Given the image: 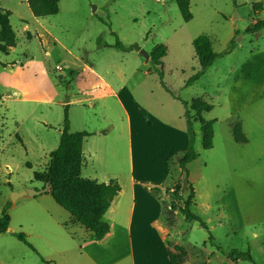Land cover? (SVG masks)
Listing matches in <instances>:
<instances>
[{
	"label": "rangeland",
	"instance_id": "obj_1",
	"mask_svg": "<svg viewBox=\"0 0 264 264\" xmlns=\"http://www.w3.org/2000/svg\"><path fill=\"white\" fill-rule=\"evenodd\" d=\"M258 1L192 0L193 19L186 22L175 0H59V13L47 17H36L28 0H0V6L11 12L17 36L14 49L0 51V218L4 210L11 218L9 231L0 234V264L61 262L53 250L59 246L56 235L62 228L50 215L51 204L60 210L54 216L70 215L50 195L41 203L45 193L15 201L13 196L45 187L34 174L45 172L51 152L59 145L65 102H69L71 132L93 134L85 146L83 175L93 170L92 160L96 170L109 167L107 157L119 154L125 142L119 136L121 126H126L119 98L134 127L136 170L139 166L150 179L164 181L155 193L169 227V242L183 245L194 264H207V258L212 259L210 264L264 262V155L257 154L264 131L251 127L264 126V116L254 113L253 107L239 114L248 119L251 145L236 143L230 124L239 121L233 115L239 102L238 77L229 71L262 43L246 32L254 20L264 19V13L258 15L254 9ZM236 15L241 18L232 21ZM234 27L236 37L231 35ZM200 35L211 38L216 53H223L231 42L242 48L229 58H219L187 87L200 68L193 46ZM117 40L129 50L113 48ZM159 45L168 49L161 67L151 60L146 63L136 50L138 46L151 54ZM91 68L107 79L108 96L88 100L100 89ZM193 99L214 106L203 117L215 121V138L214 147L205 150L200 123L191 111L198 158L189 164L186 180L179 166L190 140L182 101ZM113 126L111 142V136L98 135L99 131L106 135ZM89 153L96 155L94 159ZM178 182L184 197L190 192L188 183L193 185L191 210L208 224L223 253L210 244L204 228L185 220L180 212L183 203L173 192ZM19 232L37 253L13 235ZM233 250L249 251L255 263L229 258ZM216 251L219 256L211 257Z\"/></svg>",
	"mask_w": 264,
	"mask_h": 264
},
{
	"label": "crops",
	"instance_id": "obj_2",
	"mask_svg": "<svg viewBox=\"0 0 264 264\" xmlns=\"http://www.w3.org/2000/svg\"><path fill=\"white\" fill-rule=\"evenodd\" d=\"M257 3H262L261 12L264 13V0H259ZM259 12L257 11L256 14L259 15ZM237 18H241V15L232 19L230 17L232 21ZM257 21L254 20L253 24ZM261 21H264V19H261ZM236 30L237 28L234 27L231 32L232 37L238 35ZM255 36L258 41L262 40L259 48L246 52L242 56L241 63L237 67H231L229 71V73L231 72L238 77L237 99L239 106L233 115L237 114L236 116L239 117L243 132L248 139V142L244 145H251L252 139L247 132L248 126H246V123L248 119L245 118V115L240 118L239 114H244L249 107H253L254 113H261L264 116V29L256 33ZM241 48L242 46L239 44L226 57L229 58ZM218 60L211 67H214ZM85 67L88 68L87 66ZM91 72L97 77L100 89L96 97H91L88 100L108 96L105 89V87H108L107 79L93 68H91ZM119 101L126 116V126H121V133L119 134L125 141L120 153H114L112 156L107 157L110 162L106 163V165L109 164V167L107 166L104 170H96L95 162L92 160L96 155L89 153L93 170L89 171V175L84 176L83 169L87 167V161L84 157L85 146L88 139L92 136L88 137L83 147L84 162L81 171V175L84 178L96 180L99 183L117 180L121 186L119 195L114 199L111 207L103 217L110 226L109 233L104 239L97 241L93 239V235L89 230L75 222L71 216H64L65 214L61 215L62 217L60 218L54 216V213H59L60 210L51 204L53 212L50 215L62 228L57 231L56 235L59 246L53 250V253L59 256L57 258L61 259L58 264H170L167 234L169 227L163 220L162 203L155 193L156 190L152 189H162L164 181L150 179L143 170H140L139 166L136 170L132 147L134 127L132 126L129 111L120 98ZM66 104L67 102L62 103L64 106ZM262 121L264 122V118ZM251 127L253 130L257 128L258 131H264V126ZM115 131L116 127L113 126L106 135H103L102 131H99L98 135L105 138L111 136L108 141L111 142ZM95 134L97 135V132ZM259 141L261 143L258 145L257 154L261 156L264 155V139H259ZM110 150L108 151L109 153ZM88 166L90 165L88 164ZM49 192L45 193V198H40L39 201L41 203L48 201ZM176 244L181 245L179 243ZM216 252L212 253L211 257H218L219 252ZM211 261L212 259L210 258L206 259L207 264H210ZM183 264H194V258L189 256L187 249Z\"/></svg>",
	"mask_w": 264,
	"mask_h": 264
},
{
	"label": "trees",
	"instance_id": "obj_3",
	"mask_svg": "<svg viewBox=\"0 0 264 264\" xmlns=\"http://www.w3.org/2000/svg\"><path fill=\"white\" fill-rule=\"evenodd\" d=\"M183 19L190 22L193 19V14L190 9L191 0H175ZM28 4L36 17L53 16L59 13V0H28ZM262 3H254L255 11L262 10ZM11 12L0 6V51L6 52L10 48L17 46V36L10 22ZM264 29V21H257L249 26L247 33L256 34ZM195 56L199 61V70L186 82V86L193 85L198 81L211 67L215 61L221 57L230 54L236 47L234 42H231L223 53H216L213 47L211 38L207 35H200L193 41ZM117 50H129L122 42H117L112 46ZM133 49V48H130ZM168 49L164 45H159L151 52V62L158 67L163 66V59L167 56ZM160 76L163 78V72L160 70ZM170 94L172 91L166 87ZM180 100V99H179ZM182 101V100H181ZM186 107L185 118L187 129L190 136L188 148L184 155L179 159V166L186 180L189 179L190 173L188 166L198 158L195 150V131L193 128L192 117L190 112L195 113L194 121L200 123L202 132V146L205 150H210L214 147V120H206L203 113L211 112L214 106L202 99H193L191 103L182 101ZM233 137L238 144H246L248 142L245 136L241 122L236 120L231 123ZM93 134L83 132H71L69 118V102L64 108L63 130L60 137V142L54 151L50 154V160L45 172L34 174L35 181L43 184L49 183L50 192L54 201L66 210L71 218L78 224L89 230L93 239L99 241L105 238L109 233L110 226L103 219L112 205L114 199L119 195L121 186L117 180H110L108 183H99L96 180L82 177L81 171L83 167V147L85 140ZM189 194L184 197L180 182L174 185L173 192L178 201L182 202L180 212L188 222H197L209 234V242L216 247L219 252L222 248L215 243V238L209 229L208 224L197 214L193 213L191 208L195 199V190L189 182ZM159 190L158 188H152ZM170 193V190H167ZM11 218L7 210L3 211L0 218V234L6 233L10 227ZM18 241L23 243L33 252L37 253L35 247L28 241L27 236L22 233L13 234ZM170 264H183L186 249L182 245L168 243ZM229 258L240 259L252 263L254 259L250 252H240L233 250ZM42 261L45 262L43 258Z\"/></svg>",
	"mask_w": 264,
	"mask_h": 264
},
{
	"label": "water",
	"instance_id": "obj_4",
	"mask_svg": "<svg viewBox=\"0 0 264 264\" xmlns=\"http://www.w3.org/2000/svg\"><path fill=\"white\" fill-rule=\"evenodd\" d=\"M236 17H238V15H236ZM136 50L145 58L146 63H148L151 60L150 53H148L145 49H141L140 47L137 46ZM50 190L51 189H50L49 183H46L45 187L42 190H40V191L34 190V189H27V190L22 191L20 193L14 194L13 200L15 201L17 198H20V197H23V196H26V195H29V196H32V197H36V196H39V195H41L43 193H47ZM165 192H166V190H165Z\"/></svg>",
	"mask_w": 264,
	"mask_h": 264
}]
</instances>
